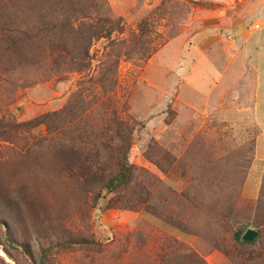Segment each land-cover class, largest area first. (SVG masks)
Instances as JSON below:
<instances>
[{
	"label": "rangeland",
	"instance_id": "1",
	"mask_svg": "<svg viewBox=\"0 0 264 264\" xmlns=\"http://www.w3.org/2000/svg\"><path fill=\"white\" fill-rule=\"evenodd\" d=\"M97 1L0 0V264H264V0Z\"/></svg>",
	"mask_w": 264,
	"mask_h": 264
},
{
	"label": "trees",
	"instance_id": "2",
	"mask_svg": "<svg viewBox=\"0 0 264 264\" xmlns=\"http://www.w3.org/2000/svg\"><path fill=\"white\" fill-rule=\"evenodd\" d=\"M68 2L74 3L76 5H79L82 2H86L87 6H84L83 9L80 10L79 12H74L72 14L69 13L68 15H64V16L62 15L58 17L57 19L62 20L64 23L62 27H66L68 23L71 25L76 23V25L82 26L83 23L87 20V18H89L86 16H88L90 14V11H92L90 6L96 5L98 3L97 0H68ZM51 21L54 20L51 18ZM104 21H105L104 19L101 18L99 19V23ZM44 23L50 25L53 22H48L46 20L44 21ZM112 29L113 28H108L107 26H103L101 28H98V30H96L95 32L92 30L93 35L90 39L92 40L93 38L99 39L102 37H109L113 33ZM132 174H133L132 166L129 164L127 156H125L122 160H120L119 172L111 180L107 182L106 189L108 190L109 193H114L118 190L125 188L129 184ZM243 236H244L243 232H238L237 233L238 241L240 242L244 241Z\"/></svg>",
	"mask_w": 264,
	"mask_h": 264
},
{
	"label": "crops",
	"instance_id": "3",
	"mask_svg": "<svg viewBox=\"0 0 264 264\" xmlns=\"http://www.w3.org/2000/svg\"><path fill=\"white\" fill-rule=\"evenodd\" d=\"M258 21H259V18H257V20L255 22H258ZM246 28H244V30H248L247 31L248 34L247 35L246 34L240 35L238 37L237 41L246 40L247 41L246 42V48H247L246 53H247V55H253L255 57H259L262 60V58L264 57V54L261 51L257 50V48H258L257 44H260V42H258L260 40H258V39H261V38L264 39V31H263L264 28L262 26L260 27L259 25H256V30H253V32L250 31L251 29L249 30L248 28L247 29ZM251 28H253V27H251ZM203 33L204 32H202V34H199L198 36L201 37V35H203Z\"/></svg>",
	"mask_w": 264,
	"mask_h": 264
},
{
	"label": "water",
	"instance_id": "4",
	"mask_svg": "<svg viewBox=\"0 0 264 264\" xmlns=\"http://www.w3.org/2000/svg\"><path fill=\"white\" fill-rule=\"evenodd\" d=\"M259 234L253 229H249L243 236V240L247 243H253L257 240Z\"/></svg>",
	"mask_w": 264,
	"mask_h": 264
}]
</instances>
